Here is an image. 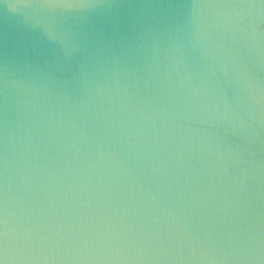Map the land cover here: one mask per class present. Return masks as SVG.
I'll return each mask as SVG.
<instances>
[{"label":"water","instance_id":"obj_1","mask_svg":"<svg viewBox=\"0 0 264 264\" xmlns=\"http://www.w3.org/2000/svg\"><path fill=\"white\" fill-rule=\"evenodd\" d=\"M0 264H264V0H0Z\"/></svg>","mask_w":264,"mask_h":264}]
</instances>
